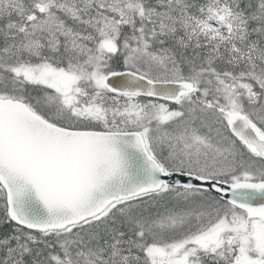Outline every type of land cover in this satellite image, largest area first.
Segmentation results:
<instances>
[{"label":"snow or ice","instance_id":"1","mask_svg":"<svg viewBox=\"0 0 264 264\" xmlns=\"http://www.w3.org/2000/svg\"><path fill=\"white\" fill-rule=\"evenodd\" d=\"M0 264H264V0H0Z\"/></svg>","mask_w":264,"mask_h":264}]
</instances>
